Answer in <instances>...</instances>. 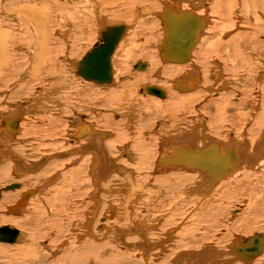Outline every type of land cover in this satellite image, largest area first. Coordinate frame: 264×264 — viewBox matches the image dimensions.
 <instances>
[{"label":"bare ground","instance_id":"6f19581e","mask_svg":"<svg viewBox=\"0 0 264 264\" xmlns=\"http://www.w3.org/2000/svg\"><path fill=\"white\" fill-rule=\"evenodd\" d=\"M160 1L0 0V10L7 11L6 14H3V17H0V88L9 89L18 98L17 96L22 94V92L19 93V89L27 78L33 80L34 84L36 80L42 83V85H39L41 83L38 84L41 91L36 92L35 96H31L34 98H31L30 103L22 105L26 101L21 100L20 104L16 102L18 106L16 111L15 107L12 109L8 105V102L5 105L1 104L4 98L0 101L1 109L3 106L10 108V111L8 110L9 113L0 111V174L8 175L12 171V174L20 178L17 183L3 187L2 193L4 195L2 199L0 198V222L4 223V225L0 229L5 227L7 232L3 231L6 233L5 236L0 234L1 237H4V240L0 241V248L3 245L9 249L17 247L19 253L17 249L14 250L15 248L12 249L14 252L11 253L16 251L18 258L14 257L17 261L20 258L23 259L19 264H27L29 262L34 264L35 258L33 259L34 261L29 260H32V255L39 251H37L38 247L35 246L36 241L34 242L35 234H27L23 230L15 228V226H10L11 224L13 225L11 217L22 216L21 214L25 213L31 221L33 217L36 218V214L42 213L52 221L58 214L59 205L56 204L57 201L54 198L52 199L56 202L49 199L51 196H46V199L43 200L42 194L55 196L60 194V196L65 198L69 193L79 197L77 198L79 200L75 201L78 208L75 207L76 212L72 210L71 215H77L80 213L79 210L86 211L88 208L85 213L86 217L83 216L81 223L79 222L80 224L78 225V223H75L77 221H75V224L72 225H78L77 228L83 229L82 235L84 236L76 233L77 238L72 239L74 243L71 242L69 256L76 254V252L72 251V248L76 246H73V244L79 241L81 242V248L82 246H87L86 248H88L90 242L96 245V249L91 246L93 244L90 245L93 250L90 249V246L88 248L90 250L87 249L89 252L86 253L88 254L91 250L95 252V254L93 252L90 253L92 256H95L97 252L102 255L106 253L105 251L114 254L113 252H116L115 250L118 247L121 249L117 250V252L121 251L119 255L123 253L122 250L124 253L136 250L138 253L136 254L137 259L143 262L141 264H150V260L159 264L161 260L165 261V259L168 260L169 258L166 264H264V231L251 236V238L243 237L241 240L239 238V241L237 240L238 242L235 243L230 241L231 244L226 245L225 248L221 249L219 247L222 246L224 239L226 240L228 237L233 236L235 228L232 229L234 225L230 224L239 223L236 231H242L249 235V233H254L257 230V222L259 224V221L263 220L261 217H264V127H261L260 131L262 132L259 137L257 139L253 138L254 141L249 138L251 130L250 132L247 131V133L244 131L242 133L238 130V133L241 132V135L239 134L241 138L228 135L226 138L229 137L227 141L229 143L221 142L218 145L220 140L223 139L218 141V138L211 134H206L208 129L205 128L206 123L204 122V124L203 120L196 121L197 118H185L187 111L191 109L190 105L202 100L204 92H210L207 86L210 77L213 82H217L219 78L220 80L222 78L225 83L222 88L224 91L222 90V92H225V94L232 92L235 88H242L241 85L243 83L241 82L246 74L244 76L239 75L241 78L236 81H230L225 78L224 73L226 70L229 71L232 66L237 69L238 67L252 65V63L249 65V62L251 61L250 58L253 60V57H250V55L253 56V52L240 62H238L237 55L239 54L240 56L248 45L252 46V44H255L252 42L255 36L248 32L249 27L247 26L239 27L243 29L244 33L238 35L235 33V36L229 32L230 30H227L229 34L227 33L226 35H229V38L224 42L221 38V40L218 38L221 42H218V40L214 42L212 36L217 29L216 24L222 19V21H226L228 28L239 25L234 23L235 20L241 21L240 23L243 26L244 24H249L251 20L253 25L260 27V33L264 34V0H165V3L161 5L160 12L156 13ZM211 5H213L212 10ZM70 6L73 12H71ZM81 7L89 8L94 14H81L79 16L83 10H81ZM11 10L12 12H10ZM251 13L254 18L249 16ZM66 14H69L68 16L70 17L73 14L75 19L72 18V21H75L77 17L84 16L86 19L95 18L103 27L101 32V42L103 44H98L84 60L96 52V49L105 45V37H107L110 30L116 32L117 28L124 29V32L120 35L115 33L111 35L113 49H110L107 53L109 56L107 64L108 75L106 77L102 75L105 77V81L96 79L98 71L91 69L88 61L70 62L78 80L81 83L84 82V88L96 92L97 95L93 98L86 97V101H83L86 104L80 106L78 102L81 95H78L79 90L75 89L76 96L75 99L71 97L74 101L72 102L73 105L71 104V108L66 105L68 104L66 92H63L66 97L60 95L61 91L71 89L70 81L65 79L67 75L62 71L61 63L54 58L60 48L63 50L69 44L70 39L66 40L69 38V33L67 35L65 31L60 32L62 29L60 26L63 24ZM107 14H117L115 19H127L130 17L131 19L128 20L130 24H115L113 26L114 19L107 16ZM150 14L159 18L158 20L161 23H158L163 31L161 45L160 47L155 46L154 55L152 53L148 55L147 52H144L148 48L146 46H150L149 43L152 38L150 36L148 38L140 37L141 33L138 32L139 26L145 24L143 18L146 15L150 16ZM79 22L76 21L74 24ZM115 22L119 23L120 20ZM67 24L68 28H72L73 34L75 31L73 29L74 26L71 23ZM220 26H224L223 22L220 23ZM13 29H19L20 34L12 36ZM76 29L81 31L82 28L76 25ZM149 32L152 34V29ZM192 35L194 37L188 42V45L181 47L182 45L180 44H174L179 37L186 39L185 37ZM10 45L13 46L10 47ZM16 45L22 47V51H19L21 49L18 50L21 52L20 55L17 54L18 52L15 53L14 49L16 48L14 46ZM243 45L246 46L242 48ZM255 46L259 45L255 44ZM27 52L28 55H26ZM138 53L139 58H144L149 62L138 61L134 66L132 65L133 69H131L128 61L131 58L136 59ZM26 60L31 62L28 64V71L27 67L24 68ZM116 61L118 62L117 65ZM208 61H211L210 67L212 68L210 70H207L206 67ZM80 64L82 65L80 66ZM214 66L215 68H213ZM253 66H251L252 68L250 67L248 72V74H251H247V76L249 80L251 78L253 81L259 82L257 87L261 89L262 95H260V98L264 107V74H262L263 72L257 73L255 66ZM134 68L136 71H142L143 73L145 71L148 73L153 68L158 74V76H155L159 79V82L154 81L161 84V86H157L159 84L153 82L154 84H146L140 89L138 83H133L130 81V77L126 75L128 72H132L131 70H134ZM205 68L207 71L204 70ZM252 70L255 71L253 74ZM24 71L25 77L21 74ZM18 77L22 79L21 81L19 80V85L16 83ZM163 77L164 79H162ZM174 79H176L174 83L169 84V80ZM126 82H129V84ZM245 82L248 83L247 80ZM32 87L34 88V85ZM95 87H97V91L93 90ZM130 87L132 88L130 89ZM210 89L215 93L217 87ZM1 91H3V88ZM139 93L144 96L143 99L138 97ZM236 94H242L243 97H239V100H236L238 97H235L233 102L229 101L228 98L225 100L224 97L215 99L213 106L219 112L217 114L219 117L222 115L223 109H228L229 103H232L231 107H236L239 103L246 100L245 95L240 91L237 90ZM236 94L235 96H237ZM26 95L24 97H28ZM260 98L258 97L256 102H259ZM253 101L245 102L246 107L252 112L255 111ZM234 102L239 103L235 104ZM151 104L155 106L156 111L161 112V117H163L160 118L163 120H161V126L150 127L149 123L145 124L146 115L152 114L151 107H148ZM223 104L225 105L220 108ZM56 106H58L57 112H55ZM143 106L145 107L143 108ZM138 107L141 108L142 113H145L143 116L140 115L142 119L138 118L136 112ZM108 108L112 109V111H109ZM218 109H221V111ZM259 113L262 112L260 111ZM30 114L34 117H32L33 121L30 120L31 118H26ZM41 114L49 116L45 120L40 119V122H37L38 118L36 116ZM234 116H231V118L233 119ZM237 116L241 120L242 112L241 116L238 113ZM24 118H26V122L23 125L22 120ZM214 118L207 119L209 120V125H217V121H213ZM263 121L261 120V122ZM136 122L138 123V129L133 124ZM226 122L227 118L221 116L218 123ZM57 123H64L62 126L65 127L67 124L70 125L69 129H67L71 131L70 138L63 136L62 132L64 131L52 132V130L56 129ZM190 124H199V127L197 128L196 125L193 127ZM181 125L190 129L185 133L182 131L183 126L181 127ZM185 127L183 128L187 129ZM130 128L133 129L135 137H130L131 133H127L126 129ZM135 131H138V133H135ZM227 133L229 132L224 131L221 135H226ZM42 149L46 152H41ZM133 165L135 168H132ZM85 174L87 175L86 182L81 179L82 176L85 177ZM122 174H125L123 179ZM147 174H164L168 176L170 174L176 177L162 179V175L160 181L156 178V181H158L157 186L155 182L154 184L153 182L147 183L148 179L147 181L142 179ZM9 176H4V178ZM136 176H138V179ZM157 176L159 177V175ZM181 178L183 180L184 178H188L187 180L191 179L193 182H186L190 183V186L193 184V187H188L187 183L186 188L182 191L181 189L185 186H180L183 183ZM15 179L12 181H16ZM142 182H146L147 185ZM53 186L57 189L61 187L63 191L58 189L50 192V187L53 188ZM84 187H87L85 188L87 189V196L83 198ZM148 187L150 188L148 189ZM245 189L249 192L246 195H250L252 199L249 198L248 200L247 197V200H238L236 198L239 194L238 191H243L241 193L243 195L246 192L244 191ZM257 189L259 193H255ZM109 195L113 196L110 199L114 201L106 199ZM37 196H41V202L38 201L40 199L37 200L40 204L34 201ZM63 198L60 200L62 203L65 200ZM186 198H190V200L192 198L194 202L198 201L195 207L192 206L193 203H191V206L193 208L200 207L198 209L204 211V214L207 212L205 215L206 220L203 219V216L194 217V212L186 213L187 208L185 212L182 206L188 204ZM222 199L233 201L228 202L232 206H229L230 210L226 215L222 214L224 210L222 207L224 202L221 203ZM77 201H82V205H79ZM253 201H256V207L253 206L254 204L250 205ZM214 202L217 203L215 204ZM32 203L33 208L31 207L32 209H30L29 207L32 206ZM9 204L12 206L7 207ZM132 204L137 205L138 208H132L134 206ZM233 204L234 206L239 204V206H235V208ZM61 205L63 206V204ZM72 205H74L73 202ZM151 206L158 207L156 214H152ZM186 206L188 207V205ZM63 207L60 209L64 210ZM232 207L234 208L232 209ZM225 208L227 210V207ZM197 210H194L196 211L195 214H197ZM65 212H68V210ZM62 213L63 211H60V214ZM256 213L259 215H256ZM199 215L197 214V216ZM162 217L163 219L164 217L166 218L163 220ZM56 219L59 220L58 218ZM61 219L63 220V218ZM37 221L39 220H36V223ZM186 221L188 222L186 223ZM193 221L198 223L193 226V229L189 230ZM263 225L264 223L260 224L259 231L264 227ZM58 227H62V225ZM217 227H221V229L217 230ZM77 228L74 230H77ZM61 230H64V228ZM74 230L72 229V231ZM15 231L18 232V237L15 241L7 239V235L10 238L15 236ZM40 232H43V230H40ZM67 232L70 231L68 230ZM59 234L61 233H51L52 238L53 236H60ZM79 234L81 233L79 232ZM85 236L89 240L85 238L88 243L87 245H82L84 243L83 240H85L83 237ZM68 237H66L67 240L65 239V241H63L64 237L60 238L61 241L59 240V242L63 243L55 245V248L51 245L50 242L52 240L49 237L51 241H48L49 244L44 247L45 249L42 246V250L52 251L51 249H55L59 255L65 254L68 252L67 247L71 241V238ZM75 239L78 241H74ZM133 240L134 243L132 242ZM108 243H114L116 248L113 247L114 249H112L111 246L110 248ZM21 244L27 245L21 247L19 246ZM216 244L218 247H215ZM34 249L37 250L34 251ZM64 249H67V252L64 253ZM84 250L81 249V252ZM79 252L76 255L82 254ZM173 253L176 258L172 256ZM56 255L53 252V256ZM97 256H99V253ZM84 257L82 256L80 259ZM28 258L31 259L25 263L24 260ZM49 258L53 260L51 255ZM60 258L62 259L63 256ZM71 258L74 260V256L69 259ZM65 259L63 258V260ZM90 260L93 259L91 258ZM109 260L111 258L105 261L108 262ZM77 261L82 264V260L79 261L77 259ZM111 261L109 262L111 263ZM14 263L15 261L13 260ZM38 263L36 262V264ZM0 264L6 263L0 262ZM9 264L12 263L9 262Z\"/></svg>","mask_w":264,"mask_h":264},{"label":"rangeland","instance_id":"374dc122","mask_svg":"<svg viewBox=\"0 0 264 264\" xmlns=\"http://www.w3.org/2000/svg\"><path fill=\"white\" fill-rule=\"evenodd\" d=\"M214 1V0H213ZM163 3H165V0H164V2H163V0H161L160 2H159V8H158V10H156V13H158V12H160V9H161V5L163 4ZM84 4V3H83ZM212 6L213 5H211V10H212ZM70 8H71V12H73V10H72V7L70 6ZM83 9V10H82ZM81 10H82V12L79 14V16H81V14H94V12L92 11V10H90L89 8H87L86 9V7L84 8V7H81ZM91 11V12H90ZM10 12H12V10L10 11ZM7 13V11H1L0 10V17H3L4 15L3 14H6ZM69 14H66L65 15V20L63 21V24H62V22H61V26L60 27H62V29L60 30V32H64L65 31V33L68 35V33H69V38H67L66 40H69V44H67V47L65 48V49H61L60 48V50H58L57 51V53L58 54H55V56H54V58H56L57 59V61L58 62H60L61 63V65L60 64H58V65H60V66H62L61 67V69H62V71L67 75V77H65V79H67V80H69L70 81V86H71V89H69V90H63V91H61V96H64L65 94L63 93L64 91L66 92V96H67V98H68V100H67V98H65L67 101H68V104H66L69 108H71L72 107V102H74L73 101V99H75V96H76V90L75 89H77V90H79L78 91V95H81V97H80V99H79V102H78V104H80V106H84L86 103H84L85 101H86V97H91V98H93L94 96H97L96 95V92H93V91H91V90H89L88 88H84V82H82L81 83V81L80 80H78V78H77V75H75L74 73H75V70H73L72 69V64L70 63V62H72V61H83L84 60V58L88 55V54H90V52H92L95 48H96V46L98 45V44H100V45H102L103 44V42H101L102 40H101V32H102V30H103V27H102V25L99 23V21L98 20H95V18H92V19H86L85 18V16L84 17H77V19H79V20H75V21H72V18L73 19H75L74 18V16H73V14H72V17H70V16H68ZM104 15H106V14H104ZM117 14H107V16H110V17H112V19H114L115 21L116 20H120V22L119 23H116L114 20H113V26L116 24H130V23H128V20H130L131 18L130 17H128L126 20L125 19H123V18H119V19H115V16H116ZM217 15V14H216ZM216 15H214L215 17H217ZM219 15V14H218ZM239 15V14H238ZM76 16H77V14H76ZM75 16V17H76ZM147 16V17H146ZM143 19H144V21H145V24L142 26H139V29H138V32L139 33H141V35H140V37H147L148 38V36H150L151 38H152V40L150 41V46H146V47H148L147 49H145L144 50V52H147L148 53V55H150L151 53H152V55H154V51H155V46L156 47H160V45H161V42H162V38H163V31H162V27L161 26H159V23L158 22H160L161 23V21L160 20H158L159 18H156V17H153L151 14H150V16L149 15H146ZM249 16H251V18H254V15L251 13V14H249ZM253 16V17H252ZM111 19V20H112ZM133 20V19H132ZM223 20V19H222ZM220 21L218 24H216L217 26V31L215 30L214 31V35L212 36L213 38L212 39H214L213 41L215 42L216 40H218V42H221L220 40L221 39H223V42L224 41H226L228 38H229V35L227 36L226 34L228 33V31L227 30H230L229 32H231V34H234V36L237 34H242V33H244V31H243V27H245V26H247V27H249V31L248 32H251L252 34L251 35H253V36H255L254 38L255 39H253L252 40V42L253 43H255L256 45H259V46H255V44H252V46L251 45H248V47L246 48V50H244V52L242 53V54H240V56H239V54L237 55V59H238V62H240V61H242V59H246V57L248 56V55H250L252 52V54H253V56L252 55H250V57H253V60H252V58H250L251 59V61L249 62V65L252 63V65H250V66H248V67H238L237 69H236V67L234 68L232 65H230V66H232L231 68H229V71H227L226 70V72L224 73V76H225V78L226 79H228V80H234V81H236V80H238V78H241L240 76H244V74H246L245 75V77L243 78V80H242V82L241 83H243L241 86H242V88L241 89H237V88H235V89H237L238 91H240L241 93H243L245 96V101H243V102H241V103H239V102H234L235 104H238L239 103V105L238 106H236V107H231V104L229 103V105H228V109H223V113H222V115H220V117L217 115L219 112L217 111V109L213 106V103H214V101H215V99H217V97L218 98H220V97H224V99L225 100H227V98H228V100L229 101H232L233 102V100L235 99V97H238V99H236V100H239L240 98H242L243 97V95L242 94H236V91L237 90H233L232 92H230V93H226L225 94V92L223 93L222 92V88L224 87V85H225V83L223 82V80H222V78H221V80H220V78L218 79V81L217 82H213V80L211 79V77L208 79V88H209V90H210V92H204V97L202 98V100H199V101H197V102H195V103H193L192 105H190V107H191V109H190V111H187V113H186V115H185V118H188V119H193V118H197V120L196 121H199L200 119L201 120H203L202 122L205 124V128L206 129H208L207 130V133L206 134H211L212 136H214V137H216V138H218L217 140L219 141V139H223V140H220V142H219V144L218 145H220V143L221 142H226V143H229V142H227L228 141V138H226V136H231V135H233V136H236V137H238V138H241V132L242 131H244V132H246L247 133V131H249L250 132V130H251V132H250V134L251 135H249V138H250V140H253L254 141V139L253 138H256L257 139V137H259V135H260V133L262 132V131H260L263 127H264V114H262V113H264V107H263V101H262V99L260 98V95H262V92H261V89H260V87H257V85L259 84V82H255V81H253L251 78H250V80L248 79V76H247V74H248V72H249V69H250V67L251 66H253L254 68H255V71H257V73L259 72V73H262V74H264V34H261L260 33V27L258 26H255V25H253L252 24V22H251V20H250V22H249V24H244V26H243V24L242 23H240L241 21H236L235 20V22L234 23H236V25L237 24H239V25H237V26H234V27H232V28H228L227 26V23H226V21ZM59 21V20H58ZM76 21H80L78 24H74ZM124 22H127V23H124ZM221 22H223V24H224V26H220V23ZM229 22H230V20H229ZM67 23H71L74 27H73V29L75 30L74 32H73V34H72V28L70 29V27L68 28V24ZM156 24V25H155ZM76 25L77 26H81V31H80V29H76ZM111 25V24H110ZM241 25V26H240ZM215 26V25H214ZM66 27V28H65ZM225 27H227V29H225L224 30V28ZM239 27H242V28H239ZM251 27V28H250ZM152 29V34H151V32H149V30L150 29ZM222 29V30H221ZM256 29H258V30H256ZM69 31V32H68ZM227 31V32H226ZM243 31V32H242ZM259 31V32H258ZM19 32V29H13V33H12V36H18L19 34H20V32ZM78 32H80V33H78ZM234 32V33H233ZM236 33V34H235ZM14 34V35H13ZM143 34V35H142ZM217 34H221V35H217ZM229 34V33H228ZM230 34V35H231ZM81 36V37H78V36ZM216 36H218V37H216ZM227 36V37H226ZM231 37V36H230ZM257 37V38H256ZM220 40H219V39ZM232 38V37H231ZM80 39V40H79ZM72 40V41H71ZM28 41V40H27ZM248 42V41H247ZM13 45H10V47H12ZM246 45H243V47L242 48H244ZM250 46V47H249ZM14 48H16V49H14ZM14 50H15V53H17V54H21V52H19V51H22V47L20 46H14ZM19 49H21V50H19ZM249 49V50H248ZM255 49V50H254ZM19 50V51H18ZM62 50V51H61ZM71 50V51H70ZM253 50V51H252ZM68 52V53H67ZM248 52V53H247ZM22 54H23V52H22ZM26 55H28V52H27V54ZM58 55V56H57ZM136 56H138V57H136V59H133V58H131L129 61H128V63H129V65L131 66V69H133L132 68V65L134 66V64L136 63V62H138V61H144V62H149V61H147L146 59H144V58H139V53H138V55H136ZM62 57H64L63 58V60H62ZM243 57V58H242ZM55 59V60H56ZM61 60V61H60ZM67 60H69V61H67ZM257 60H258V62H257ZM29 63H31L30 61H27L26 60V63H24L25 64V67L24 68H26L27 67V71L29 70V68H28V64ZM71 64V65H70ZM118 64V62L116 61V65ZM210 64H211V61H208L207 62V70H210L212 67H210ZM259 64H261V65H259ZM82 64H80V66H81ZM64 66V67H63ZM66 66V67H65ZM210 67V68H209ZM260 67V68H259ZM213 68H215V66L213 67ZM241 68H243V69H241ZM246 68V69H245ZM252 68V67H251ZM254 68H253V70H254ZM72 70H73V72H72ZM152 70H153V68H152ZM152 70H150V72H148L147 73V71H145V73H143L142 71H136V69L134 68V70H131L132 72H128V74H126V75H128L129 77H130V81H132L133 83H138V86L140 87V89L142 88V86H145L146 84H154L153 82H155V83H157L156 81H158L159 82V79H158V77H156V76H158V74H157V72L156 71H152ZM204 70H206V68L204 69ZM206 70V71H207ZM241 72H240V71ZM252 70V74L255 72V71H253ZM236 71V72H235ZM261 71V72H260ZM72 72V73H71ZM141 72V73H140ZM240 74H239V73ZM27 73V72H26ZM133 73V74H132ZM238 73V74H237ZM22 74V76L23 77H25V71L23 72V73H21ZM202 74H203V72H202ZM251 74V73H250ZM250 74H248V75H250ZM141 75H142V77H141ZM156 75V76H155ZM240 75V76H239ZM75 76V77H74ZM203 76H204V74H203ZM132 77V78H131ZM144 77V78H143ZM251 77V76H250ZM73 78V79H72ZM234 78V79H233ZM29 78H27V80H25L24 82L25 83H23V85L21 86V88L19 89V93H21L22 92V94H21V96H17L18 98H16V95H13V93L9 90H7L5 87H1L0 88V101L2 100V98H4V100L1 102V104L2 105H5L6 104V102H8V105H10L11 107H12V109L15 107V111H16V109H17V103L18 104H20V102H21V100L22 101H26V102H23L22 103V105H25V104H27L28 102L30 103V100H32L34 97H31V96H35V94H37L36 92H38V91H41V90H39L40 88V86L39 85H42V83L41 82H39L38 80H36V83L34 84L33 82V80H28ZM162 79H164V77L162 78ZM22 80L20 77H18V80H17V85H19V83H20V81ZM78 80V81H77ZM154 80H156V81H154ZM176 79H174V80H169V84H172V83H174V81H175ZM248 81V83H246L245 81ZM38 81V82H37ZM239 81H240V79H239ZM72 82H73V84H72ZM77 82V83H76ZM80 82V83H79ZM131 82V83H132ZM39 83H41V84H39ZM126 83H128L129 84V82H126ZM161 83V82H160ZM257 83V84H256ZM263 83H264V80H263ZM39 84V85H38ZM157 84H159V83H157ZM34 85V88L32 87ZM141 85V86H140ZM247 85V87H245ZM31 86V87H30ZM157 86H161V84H159V85H157ZM263 86H264V84H263ZM100 87V86H99ZM216 88L217 87V90H218V92H216L217 90H215V93H214V91L212 90V89H210V88ZM3 88V91H1V89ZM33 88V89H32ZM132 87H130V89H131ZM4 89H6L5 91H4ZM24 89V90H23ZM31 89V90H30ZM35 89V90H34ZM80 89H83V90H80ZM221 89V90H220ZM93 90H98L97 89V87H95V89H93ZM220 90V91H219ZM68 91V92H67ZM84 91V92H83ZM224 91V90H223ZM261 93H260V92ZM3 92V93H2ZM5 92V93H4ZM70 92H73V93H70ZM177 92V91H176ZM211 92H213L212 94H211ZM249 92V93H248ZM11 93V94H10ZM24 93H26V94H24ZM91 93V94H90ZM219 93H221L220 95H219ZM238 93V92H237ZM2 94V95H1ZM4 94V95H3ZM10 94V95H9ZM26 95V96H28V97H24V95ZM33 94V95H32ZM73 94V95H72ZM235 94L237 95V96H235ZM9 95V96H8ZM18 95H20V94H18ZM22 95H23V97H22ZM246 95H247V97H246ZM14 96V97H13ZM66 96H64V97H66ZM73 99H72V98ZM139 98H142L143 99V97L144 96H142L141 95V93H139V96H138ZM151 97V96H150ZM149 97V98H150ZM240 97V98H239ZM254 97V98H253ZM258 97L260 98L258 101L260 102H256L257 101V99H258ZM10 98V99H9ZM16 98V99H15ZM32 98V99H31ZM152 98V97H151ZM196 98V97H195ZM18 99H19V101H18ZM209 99V100H208ZM12 100V101H11ZM29 100V101H28ZM235 100V101H236ZM252 100H254L253 101V103L255 104V105H253V107H254V109H255V111L254 112H252L249 108H247L246 107V103L245 102H248V101H252ZM5 101V102H4ZM14 101V102H13ZM84 101V102H83ZM140 101H143V100H140ZM206 101V102H205ZM208 101V102H207ZM17 102V103H16ZM93 102H95V101H93ZM11 103H13V104H11ZM259 103V105H257ZM70 104V105H69ZM72 104V105H71ZM227 104V103H226ZM204 105V106H203ZM225 104H223L222 106H220V108H222L223 106H224ZM245 105V106H244ZM1 106V105H0ZM57 107L58 106H56V111L55 112H57ZM74 107V106H73ZM92 107V106H91ZM145 106H143V108H144ZM148 107H151L150 108V110L152 111V114L151 115H149L148 113V115H146L147 116V119H146V121H145V124H147V123H149V126L151 127V126H161L162 125V119H160V118H163V117H161L162 115H161V112L160 111H156V109H155V106L153 105V104H151V105H149ZM147 107V108H148ZM209 107V108H208ZM4 108H6V110H4ZM25 108V107H24ZM236 108V109H235ZM244 108V109H243ZM109 109V111H112V109H110V108H108ZM237 109H238V111H240V112H238L237 111ZM246 109V110H245ZM10 111V108H8V107H5V106H3V108L1 109L0 108V111H3V112H5V113H9V111ZM198 112H197V111ZM219 111H221V109H218ZM114 111V110H113ZM246 111H249V112H246ZM257 111V112H256ZM262 112V113H259L258 114V112ZM136 112H137V114H138V118H140V119H142V117H140V115H144L145 113H142L141 112V108L140 107H138V109L136 110ZM139 112V113H138ZM241 112H242V117H241V120H239V116H237V113H238V115L240 114V116H241ZM244 112V113H243ZM40 113V112H39ZM108 113H110V112H108ZM157 113V114H156ZM235 115H233V114ZM245 113H247V114H245ZM206 114V115H205ZM249 114V115H248ZM258 114V115H257ZM26 115H28V114H26ZM216 115V116H215ZM260 115V116H259ZM49 116V115H48ZM48 116H46V115H44V114H41V115H38V116H36L38 119L36 120L37 122H40L39 120L40 119H44L45 120V118L46 117H48ZM214 116H215V118H214ZM218 116V117H217ZM221 116H223V117H225V118H227V122L226 123H218V122H220V119H221ZM231 116H234V118L232 119L231 118ZM33 116L30 114L28 117H26V118H31L30 120H32L33 121V118H32ZM214 118V120L213 121H217L216 122V124L217 125H214L213 126V124H210L209 125V120H207V119H211V118ZM249 117V118H248ZM254 117H255V120H254ZM26 118H24L22 121H23V125H24V123L26 122ZM230 118V119H229ZM236 118H238V119H236ZM262 118V119H261ZM247 119V120H246ZM251 119V120H250ZM259 119H261L263 122H261V120L259 121ZM114 120H115V118H114ZM162 120V121H161ZM205 120V121H204ZM243 120H244V122H243ZM254 120V121H253ZM208 121V122H207ZM240 121H242V122H240ZM257 121V122H256ZM247 122V123H246ZM249 122V123H248ZM252 122V123H251ZM254 122H255V124H254ZM260 125H259V124ZM40 124V123H39ZM62 126V125H64V123H57V125H56V129L55 130H52V132L53 133H55V132H62V131H64V132H62V134H63V136L64 137H67V138H70L71 137V131H69V130H67V129H69V127H70V125L69 124H67L66 125V127L65 126H60V125ZM134 124V127L136 128L137 127V129H138V123L136 122V123H133ZM137 124V125H136ZM156 124V125H155ZM240 124V125H239ZM244 124V125H243ZM247 124V125H246ZM252 124V125H251ZM258 124V125H257ZM261 124H263V126H261ZM69 125V126H68ZM136 125V126H135ZM191 126H193V127H195V125L196 124H190ZM222 125V126H221ZM224 125V126H223ZM255 125V126H254ZM183 125H181V127H182ZM197 126V128L199 127V124L198 125H196ZM241 126V127H240ZM247 126H248V128H247ZM180 127V128H181ZM183 127H185V126H183ZM182 127V131H184L185 133L187 132V130H189L188 129V127H185V128H187V129H184ZM224 127H225V130H224ZM262 127V128H261ZM158 128V127H157ZM214 128V129H213ZM233 128V129H232ZM243 128V129H242ZM245 128V129H244ZM247 128V129H246ZM252 128H254V129H252ZM61 129V130H60ZM63 129V130H62ZM66 129V130H65ZM210 129H212V130H210ZM230 129V130H229ZM236 129V130H235ZM195 130V129H194ZM238 130H240L239 132L240 133H238ZM253 130V131H252ZM258 130H259V132H258ZM263 130H264V128H263ZM126 131H127V133H131V136L130 137H135V134H134V132H133V129L132 128H130V129H126ZM206 131V130H205ZM214 131V132H213ZM229 132V133H227L226 135H221V133H223V132ZM235 131V132H234ZM255 131H257V132H255ZM197 132H199V130H197ZM233 134H232V133ZM135 133H138V131H135ZM231 133V134H230ZM243 133V132H242ZM257 133V134H256ZM66 134V135H65ZM111 134V133H110ZM134 134V135H133ZM205 134V135H206ZM240 134V135H239ZM254 134V135H253ZM68 135V136H67ZM239 135V136H238ZM70 136V137H69ZM225 136V137H224ZM252 136V137H251ZM255 139V140H256ZM128 142V141H127ZM130 143H132V142H130ZM216 144V143H215ZM43 148V147H42ZM42 151H44L43 149L41 150V152ZM44 152H46V151H44ZM129 167H130V163H129ZM132 168H135L134 167V165H133V167ZM137 171H138V169H137ZM2 173V172H1ZM7 174V173H6ZM9 174H10V176H9ZM8 175H1L0 174V198L2 199L3 197V187H5V186H8V185H12V183H17L19 180L18 179H20V178H18V177H16L14 174H12V171L9 173ZM46 174V173H45ZM44 174V175H45ZM13 175V176H12ZM49 175V174H48ZM125 175V174H124ZM124 175L122 174V179L124 178ZM138 175V174H137ZM156 175V176H155ZM157 175H159V177L157 176ZM162 175H163V178H162ZM4 176H9V177H5L4 178ZM50 176V175H49ZM87 175L85 174V177L84 176H82V181H84V182H86V179H87V177H86ZM150 176V177H149ZM152 176V177H151ZM179 176H181L180 174H179ZM183 176V175H182ZM12 177V178H11ZM137 177V179H138V176H136ZM151 178V179H149V178ZM168 177H176L175 175L173 176V175H170L169 174V176L168 175H164V174H154V175H149V174H147V176L145 175V176H143V178L142 179H144V180H146L147 181V179L149 180L147 183H152L153 182V184H154V182H155V184L158 186V181H160L161 180V178L162 179H167ZM185 177V176H184ZM14 178H16L15 180L16 181H12ZM156 178H157V180L158 181H156ZM182 179V178H181ZM180 179V180H181ZM188 179V178H187ZM186 178H184V180H183V183L180 185L181 187H183V186H185V187H183V189H181L182 191L186 188V184L188 183V182H190L191 183V179L190 180H187ZM153 180V181H152ZM181 180V181H182ZM9 181H11V182H9ZM186 181H188V182H186ZM193 182V181H192ZM142 183H144L145 185H147V183L146 182H142ZM190 183H188V187H193L192 185L193 184H191V186H190ZM196 183V182H195ZM194 183V184H195ZM185 184V185H184ZM114 185V184H113ZM183 185V186H182ZM123 186V185H122ZM85 188H87V187H84V189H83V191H85L84 193H83V198H84V196H87V193H86V191H87V189H85ZM150 187H148V189H149ZM59 189V191H63V188H58ZM56 187H54L53 186V188L52 187H50V192H54V191H56V190H58ZM49 191V190H48ZM76 191V190H75ZM244 191H246V192H244L243 193V195L241 194L242 192L241 191H238V195L236 196V198L238 199V200H247L246 198L248 197V200H249V198H250V195H246V194H249V192H248V190L247 189H245ZM256 191H258V192H256ZM255 191V193H259V190L257 189ZM45 193H48V192H45ZM73 194H70L69 193V195L67 194V196H65V198H63L64 196H60V194L59 195H44V194H42V196H43V200H45L46 199V196L47 197H50L51 196V198H49V199H51V200H53L52 198H54V200H56L57 201V203L56 204H58L59 206H58V214H57V216H56V218H58L59 220H57L56 218H54V219H52V221L51 220H49L48 218L49 217H47L46 215H43L42 213V215L40 214V213H38V214H36L35 215V217L36 218H32L31 219V221H30V219H28V216H27V214H21L22 216H14V217H11V220H12V223H13V225L11 224L10 226H12V227H14L15 226V228H18L19 230L21 229V230H23L25 233H27V234H32V233H34L35 234V237H34V242H35V246H37L38 248V250L37 249H34V251H39V252H35L36 254H33L32 255V260H29V259H31V258H28V259H25L24 260V262L25 263H27V262H29V261H34V260H36V261H34L35 263L34 264H36V262H39L38 264H54V263H56V264H65V263H67V264H80V262H78L77 261V259L80 261V260H82L81 261V263L82 264H141V262L142 261H140L139 259H137L138 257H136V254H138L137 252H136V250H131V251H128V252H126V253H124V251L122 250V252L123 253H121L120 255H119V252H121V251H118L117 252V250L119 249V247L118 248H116V245H114V243H108V245H109V247L111 246L112 247V249H114V248H116V252H113L114 254H111V252H109L108 251V253H107V251H105L106 253H104V254H102L101 255V253L100 252H97L96 253V257H97V259H96V257L95 256H92L90 253L91 252H93L92 250V248H91V246L92 247H94V249H96L95 248V246L96 245H94L93 244V242L91 243H89L88 244V248H89V246L91 245V244H93V245H91L90 246V249H92L91 251H90V256H88L89 254L88 253H86V252H89V251H87V249L88 248H86L85 246H82V245H87V243H88V241L87 240H89V238L87 237L86 238V236L85 237H83L85 240H83V242L84 243H82V248L80 247V243L81 242H79L77 239H75L74 241H78L77 243H75V244H73V246H75V247H73L74 248V250H73V248H72V251H74V252H76V254H78V252L80 251L81 252V249H85L83 252H85V253H83V252H81L82 254H79V255H73L74 256V260L71 258V259H69L70 257H73V256H69V251L71 250L70 249V247H71V242L72 243H74L73 242V238H77V236H76V233L78 234V235H80V236H84V235H82L83 234V229H79V227L77 228V226L81 223V221H82V218H83V216H85V213H86V211L88 210V208H87V210L86 211H81V210H79L80 211V213H78L77 215L75 214V215H71L72 214V212L73 211H75L76 212V208H78V207H76V203H75V201L76 200H79V199H77V198H79V197H75L74 195L72 196ZM246 195V196H245ZM111 196L112 195H109V197L107 196L106 197V199H110L111 198ZM168 196L170 197V195L168 194ZM239 196V197H238ZM58 197V198H57ZM72 197H73V199H72ZM113 197V196H112ZM41 198V196H37V199L35 198L34 199V201L36 202L38 199H40ZM60 198V199H59ZM61 198H63V203L60 201L61 200ZM120 198H122V196H120ZM227 198V197H226ZM70 199V200H69ZM72 199V200H71ZM86 199V198H85ZM190 200V198H186V201L188 202V204H184L183 206H182V208H184L185 209V212H186V208H187V212L186 213H193L194 212V217H196V218H199V217H202L203 216V219H205L206 220V217H205V215H206V213L204 214V211H202V210H199L198 208H200V207H198V208H193L192 206H194L195 207V204L197 203L198 204V201L197 202H194V201H192V198H191V200H190V206H189V200ZM250 199H252V198H250ZM50 200V201H51ZM53 200V201H54ZM59 200V201H58ZM224 200V201H223ZM38 201H40L41 202V199L40 200H38ZM36 202V203H38V204H40V202ZM53 201H51V202H53ZM56 201H54V202H56ZM88 201V200H87ZM109 201H114L113 199H110ZM222 201V202H221ZM220 202L221 203H223L224 205L222 206L223 207V212H222V214H227L228 212H229V210H230V207L229 206H232V204L231 203H228V202H233V201H226V199H222ZM72 202H73V204L74 205H72ZM86 202V201H85ZM35 203V204H36ZM63 204V206L61 205V204ZM77 203H79V205L82 203V201H77ZM191 203H193L192 204V206H191ZM211 203H213V202H211ZM215 204L217 203V202H214ZM256 203V201H253V202H251L250 203V205H253L254 207H256V205L257 204H255ZM70 204V205H69ZM229 204H231V205H229ZM32 206H30L29 208L30 209H32L33 208V203L31 204ZM37 205V204H36ZM82 205V204H81ZM134 204H132V206H133ZM186 205H188V207L186 206ZM226 205H228V206H226ZM9 206H12L11 204H9V205H7V207H9ZM131 206V205H130ZM131 206V207H132ZM233 206H234V204H233ZM236 207H238L239 206V204L238 205H235ZM234 206V207H235ZM6 207V208H7ZM32 207V208H31ZM61 207H63L64 208V210L63 209H60ZM73 207V208H72ZM76 207V208H75ZM192 207V208H191ZM225 207H227V210H225L226 208ZM234 207H232V209L234 208ZM235 207V208H236ZM69 208H72V209H69ZM132 208H138L137 207V205H134ZM152 210H153V213L152 214H154L155 212L157 213V209H158V207H154V206H151L150 207ZM154 208H156L155 210H154ZM229 208V209H228ZM104 209V208H103ZM189 209H190V211H189ZM192 209V210H191ZM198 209V210H197ZM68 210V212H65V211H67ZM73 210V211H72ZM157 210V211H156ZM194 210H197V214H200L199 216H197V214H195L196 213V211H194ZM235 210V209H234ZM2 211H4V210H2ZM60 211H63V213L62 214H60ZM78 211V210H77ZM78 211V212H79ZM189 211V212H188ZM192 211V212H191ZM225 211H227V212H225ZM70 212V213H69ZM89 212V211H88ZM87 212V213H88ZM203 212V213H202ZM211 212H213V211H211ZM210 212V214H212ZM231 212H232V210H231ZM69 214V216H68V214ZM90 213H91V211H90ZM155 213V214H156ZM214 213V212H213ZM256 215H259L258 213H256ZM0 216H1V212H0ZM75 216V217H74ZM21 217V218H20ZM27 217V218H26ZM44 217V218H43ZM47 217V218H46ZM60 217V218H59ZM67 217H68V220H67ZM86 217V216H85ZM261 217V216H260ZM10 218V217H9ZM39 218V219H38ZM61 218H63V220L61 219ZM73 219V220H70V219ZM166 217H164V219H165ZM189 218V217H188ZM219 218H221V217H219ZM19 219V220H18ZM43 219V220H42ZM45 219V220H44ZM51 219V218H50ZM138 219V218H137ZM162 219H163V217H162ZM163 219V220H164ZM261 219H263V220H260L259 222V224H258V222H257V224L256 225H258V227H257V230L259 229V227H260V224H263L264 223V217H261ZM35 220V221H34ZM36 220H39V221H37V223H36ZM61 221V222H60ZM65 222V225H64V222ZM69 221V222H68ZM75 221H77V222H75ZM31 222H33V223H31ZM54 222V223H53ZM59 222V223H58ZM67 222V223H66ZM77 224L78 223V225H76V226H72L73 224H75V223ZM80 222V223H79ZM188 221H186V223H187ZM262 222V223H261ZM35 223V224H34ZM38 223H40V224H38ZM196 223H198V222H196V221H193V223L191 222V228L189 229V230H191V229H193V226L196 224ZM69 224V225H68ZM188 224H190V223H188ZM205 224V223H204ZM239 223H235V224H230V225H234L233 227H232V229H234L235 228V230H233L234 232H233V236L231 237H228L226 240L224 239V242H223V244H222V246H219L221 249L222 248H225L226 247V245H228V244H231V243H235V242H238L239 240V238H240V240L241 239H243V237L244 238H248V237H250L251 238V236H255V235H257L258 233H261L262 231H264V227L263 228H261L260 229V231L258 230H256V231H254V233H249V235L248 234H246V233H244V232H242V231H238L239 232V234H238V232L236 231V227H237V225H238ZM255 224V223H254ZM4 225V223H1L0 222V227L1 226H3ZM59 225H62V227H58ZM49 226H53V227H49ZM55 226V227H54ZM57 226V227H56ZM68 228H67V227ZM262 226V225H261ZM264 226V225H263ZM40 227V228H39ZM41 227H42V229H41ZM47 227H49V228H47ZM256 227V226H255ZM35 228V229H34ZM54 228H56V229H54ZM64 228V230H61V229H63ZM70 231V232H67L68 230ZM75 228H77V230L79 229V230H81V231H77V230H74ZM46 229H47V231H46ZM59 231H58V230ZM72 229L74 230V231H72ZM217 230L219 229H221V227H217L216 228ZM39 231V232H37V231ZM40 230L42 231L43 230V232H40ZM45 230V231H44ZM63 231V232H61V231ZM188 230V231H189ZM236 231V232H235ZM46 232H47V234H46ZM50 232V233H49ZM52 232H59V233H61V234H59L60 236H58V237H54L53 236V238H52V235H51V233ZM79 232L81 233V234H79ZM241 232V233H240ZM38 233H39V235H38ZM49 233V234H48ZM64 233H67V234H64ZM71 233H73L72 235H71ZM48 237H46V236ZM49 235V236H48ZM64 235H66V236H64ZM68 235H69V237H68ZM70 236H72V237H70ZM40 237V238H39ZM49 237H50V239L52 240H50L49 239ZM62 237H64V239H63V241H65V239H66V237H68V238H71V241H70V244L68 245V247H67V249H68V252H67V249H64V253L65 252H67V253H65V254H61V255H59L58 253H57V251L55 250V249H51L52 251H45L44 249V247H46L48 244H49V242L51 243V245L54 247L55 245H59V244H62L63 242H59V240L61 241V239H62ZM42 238V239H41ZM44 238V239H43ZM61 238V239H60ZM37 239H39V240H37ZM234 239V240H233ZM44 240H45V242H44ZM50 240V241H49ZM55 242H54V241ZM67 240V239H66ZM238 240V241H237ZM39 242V244H37L38 242ZM49 241V242H48ZM230 241H231V243H230ZM41 242H44V243H41ZM133 243H134V240L132 241ZM56 243V244H55ZM226 243V244H225ZM23 245H27V244H23ZM22 244L21 245H19V246H23ZM1 246V245H0ZM42 246H43V250H42ZM50 246V245H49ZM6 247V248H5ZM21 247H19V248H21ZM39 247H41V248H39ZM80 247V248H79ZM110 247V248H111ZM114 247V248H113ZM215 247H218L217 246V244L215 245ZM3 248H5V249H3ZM15 247H13V248H11V249H9L7 246H5V245H3L1 248H0V262H2V263H8L9 264V262H11L12 264H13V260L15 261V263L16 264H19V263H21L20 261H23V259L22 258H20V259H18L19 261H17V259L15 258V257H17L16 255H18L17 253H16V251H15V253H11V252H14V250H16L17 249V252H18V248L16 247L15 249H14ZM55 248V247H54ZM56 248H57V246H56ZM66 248V247H65ZM76 248V249H75ZM12 249H14V250H12ZM58 249V248H57ZM90 249H88V250H90ZM138 249V248H137ZM6 250V251H5ZM55 250V251H54ZM78 250V251H77ZM119 250H121V249H119ZM155 250V249H154ZM9 251V252H8ZM96 251V250H95ZM190 251H195V250H190ZM8 252V253H7ZM53 252L54 253H56L57 255L56 256H53ZM59 252H61V251H59ZM79 252V253H80ZM177 252V251H176ZM11 253V254H10ZM19 253V252H18ZM94 254H95V252H93ZM92 253V254H93ZM98 253H99V256H97L98 255ZM128 253V254H127ZM175 253V252H174ZM173 253V255L172 256H174V258H176L175 256V254ZM10 254V255H9ZM12 254H15V255H12ZM48 254H50L51 255V257H53V260L52 259H50L49 257H50V255H48ZM93 254V255H94ZM109 254V255H108ZM177 254V253H176ZM84 257L83 259H80L82 256ZM112 255H113V257L114 258H116V259H114L113 257H112ZM119 255V256H118ZM152 255H154V254H152ZM7 256V257H6ZM11 256H13L12 258H11ZM15 256V257H14ZM35 256V257H34ZM46 256H49V257H46ZM61 256H63V258H66L65 260H63V258L61 259L60 257ZM65 256V257H64ZM118 256V257H117ZM2 257V258H1ZM45 257H46V259H45ZM79 257V258H78ZM94 260H90L91 258ZM108 257H110L111 258V260H113V261H111V260H109V261H111V263L109 262H106L105 260H107V259H110V258H108ZM18 258V257H17ZM35 258V259H34ZM99 258H100V260H99ZM133 258V259H132ZM16 259V260H15ZM34 259V260H33ZM48 259H49V261H48ZM86 259V260H85ZM170 259V258H169ZM169 259L168 260H166L165 259V261L164 260H161L160 261V263L159 264H166L167 263V261H169ZM29 260V261H28ZM40 260V261H39ZM62 261V263H60L61 261ZM68 260H70V261H68ZM97 260H99V261H97ZM103 260V261H102ZM122 260V261H121ZM9 261V262H8ZM65 261H67V262H65ZM73 263H72V262ZM84 261H86V262H84ZM97 261V262H96ZM140 261V262H139ZM41 262V263H40ZM54 262V263H53ZM59 262V263H58ZM117 262V263H116ZM153 261H151L150 260V264H156L155 262H153ZM14 263V264H15ZM33 262H29V263H27V264H32ZM143 263V262H142Z\"/></svg>","mask_w":264,"mask_h":264},{"label":"water","instance_id":"95a60500","mask_svg":"<svg viewBox=\"0 0 264 264\" xmlns=\"http://www.w3.org/2000/svg\"><path fill=\"white\" fill-rule=\"evenodd\" d=\"M110 31H109L110 34L108 32L107 37H105V40H106L105 45L102 48L96 49L97 51L94 52L96 54L93 53V54H91L90 57L88 56V58L84 60V61H88L91 69L98 71L96 79L100 80V81H105L104 78L108 75L107 64L109 62V56L107 55V53L109 52L110 49H113V42L111 40V35L114 33L116 35H120L122 32H124V29L123 28H117L116 32H114L112 30H110ZM193 37H194V35L187 36V37H185L186 39H184L183 37L182 38L179 37L174 44H180V45H182L181 47H184V46L188 45V42L190 40H192ZM175 48L177 49V47H175ZM178 51H179V48H178ZM102 75L105 77H103ZM4 228L0 229V234L5 236L6 233H4L3 231L7 232L6 231L7 228H5V229ZM15 232H16L15 236L10 238V236L7 235V239H9L11 241H15V239L18 237V232L17 231H15ZM1 235H0V241L4 240V237H1Z\"/></svg>","mask_w":264,"mask_h":264}]
</instances>
